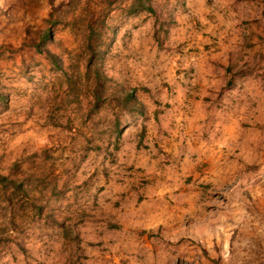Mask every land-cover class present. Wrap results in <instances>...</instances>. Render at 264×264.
<instances>
[{"label":"rangeland","instance_id":"374dc122","mask_svg":"<svg viewBox=\"0 0 264 264\" xmlns=\"http://www.w3.org/2000/svg\"><path fill=\"white\" fill-rule=\"evenodd\" d=\"M142 2L0 0V264H264L263 0Z\"/></svg>","mask_w":264,"mask_h":264},{"label":"trees","instance_id":"16d2710c","mask_svg":"<svg viewBox=\"0 0 264 264\" xmlns=\"http://www.w3.org/2000/svg\"><path fill=\"white\" fill-rule=\"evenodd\" d=\"M134 1H135L136 4H138L139 6H143V2H142V0H134ZM261 14L264 16V0H263L262 9H261ZM49 35H50V27L48 26V27H46V28L42 31V33L38 36L39 40H38V42L35 43V45L37 46L36 48H37L38 50L41 49V47H39V46H40V42L42 43V41H43L44 39L48 38Z\"/></svg>","mask_w":264,"mask_h":264}]
</instances>
